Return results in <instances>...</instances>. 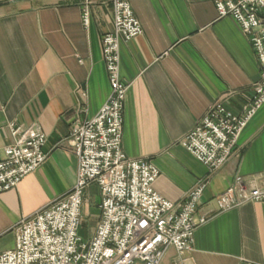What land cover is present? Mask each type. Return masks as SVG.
Returning a JSON list of instances; mask_svg holds the SVG:
<instances>
[{
  "label": "crops",
  "instance_id": "1",
  "mask_svg": "<svg viewBox=\"0 0 264 264\" xmlns=\"http://www.w3.org/2000/svg\"><path fill=\"white\" fill-rule=\"evenodd\" d=\"M215 0H129L142 33L120 42V77L128 84L122 149L159 170L153 187L180 200L209 176L197 215L211 212L184 255L170 247L160 264H261L264 202L217 213L213 198L238 176L264 187V103L243 129L238 147L210 173L182 144L210 105L225 97L239 112L260 76L238 24L218 17ZM0 0V158L11 141L8 123L38 124L46 160L17 187L0 193V249L15 245V225L76 183L78 159L64 139L74 117L91 118L109 96L102 36L113 30L112 9L91 0ZM96 184L84 193L80 234L91 238L100 218ZM214 211V212H213ZM135 264H143L136 261Z\"/></svg>",
  "mask_w": 264,
  "mask_h": 264
},
{
  "label": "built area",
  "instance_id": "2",
  "mask_svg": "<svg viewBox=\"0 0 264 264\" xmlns=\"http://www.w3.org/2000/svg\"><path fill=\"white\" fill-rule=\"evenodd\" d=\"M105 1L113 16V30L102 36L110 93L93 117L70 121L64 142L78 159L76 183L15 225V245L0 249V264H160L170 247L178 255L190 251L195 230L212 215L209 211L197 215L209 176L174 202L154 189L160 173L152 162L125 155L123 113L128 84L120 77V42L133 39L143 29L129 0ZM90 3L83 0L81 5L84 26L90 21ZM214 4L218 17H231L250 42L260 76L239 112L228 109L223 97L182 138L184 147L210 173L235 153L243 129L264 103V0H215ZM8 129L11 141L0 158V193L17 187L48 156L46 134L38 124L11 121ZM92 184L100 191V218L92 237L84 240L82 206L85 190ZM212 201L217 213L264 202V187L238 176Z\"/></svg>",
  "mask_w": 264,
  "mask_h": 264
},
{
  "label": "rangeland",
  "instance_id": "3",
  "mask_svg": "<svg viewBox=\"0 0 264 264\" xmlns=\"http://www.w3.org/2000/svg\"><path fill=\"white\" fill-rule=\"evenodd\" d=\"M84 240H87V238H84Z\"/></svg>",
  "mask_w": 264,
  "mask_h": 264
}]
</instances>
